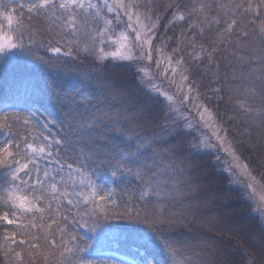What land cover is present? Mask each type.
Instances as JSON below:
<instances>
[{"label": "snow or ice", "instance_id": "1", "mask_svg": "<svg viewBox=\"0 0 264 264\" xmlns=\"http://www.w3.org/2000/svg\"><path fill=\"white\" fill-rule=\"evenodd\" d=\"M0 82L3 264H264V0H0Z\"/></svg>", "mask_w": 264, "mask_h": 264}, {"label": "trees", "instance_id": "2", "mask_svg": "<svg viewBox=\"0 0 264 264\" xmlns=\"http://www.w3.org/2000/svg\"><path fill=\"white\" fill-rule=\"evenodd\" d=\"M85 68L88 67L87 63L83 66ZM26 70L27 71H31L33 74L40 76V77H47L49 75L48 72H43L41 71V69L36 66L34 67L31 64H28L26 66ZM76 71V69L72 68V67H65V70L57 73L56 71H52L51 72V76L54 77L57 82L64 88L68 89L70 92H72L74 95L77 93V90L79 89L80 91L84 92L85 94H88L89 92H91L90 89H83L80 84H79V80L76 78V75L74 74ZM111 72L113 74L114 77H117L120 79V81L122 83H126V84H130L131 82V74L128 70L124 69V68H119L116 67L115 65L111 66ZM5 86L2 82H0V98H2L5 95ZM94 94V93H93ZM78 98H82V97H78ZM55 104V101L52 100L50 101V111L53 112V115L57 121V125L53 126L50 125L52 134H56L58 131V127H63L62 121L64 120V115L62 110L59 108V106L56 107H52V105ZM117 143H119V141L117 140ZM108 147H111V145H108ZM113 151H115V149H113ZM117 157L119 158V153H116ZM201 160L205 161L208 164V167L210 168L213 164H215V159L214 157H201ZM245 210H246V206H245ZM127 223V222H124ZM80 235H86L88 234V230L86 228H79L78 229ZM194 233H188V235H192ZM218 235V233L216 232H211L209 233V237L211 236H215ZM225 239H228L227 237ZM231 244H234L235 241H231ZM230 246V245H229ZM135 247V244L132 240H128L126 242H122L121 246L119 249L115 250V254L130 258V259H135V253L133 251ZM111 252V251H110ZM112 253V252H111ZM86 259H92V260H96V259H100L101 257H97V256H85ZM237 259L239 257H236ZM0 264H3V257L2 255H0Z\"/></svg>", "mask_w": 264, "mask_h": 264}, {"label": "rangeland", "instance_id": "3", "mask_svg": "<svg viewBox=\"0 0 264 264\" xmlns=\"http://www.w3.org/2000/svg\"><path fill=\"white\" fill-rule=\"evenodd\" d=\"M113 253H111V252H109V255L111 256ZM115 254V253H114ZM117 257H121V258H123V259H125V260H132V259H129V258H126V257H123V256H120V255H117V254H115Z\"/></svg>", "mask_w": 264, "mask_h": 264}]
</instances>
